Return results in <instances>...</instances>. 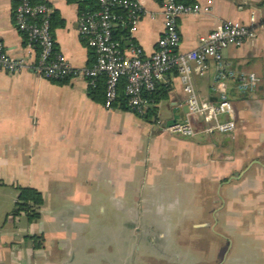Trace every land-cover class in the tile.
<instances>
[{
	"label": "crops",
	"instance_id": "1",
	"mask_svg": "<svg viewBox=\"0 0 264 264\" xmlns=\"http://www.w3.org/2000/svg\"><path fill=\"white\" fill-rule=\"evenodd\" d=\"M36 1L56 16V51L74 67L91 66L79 3ZM137 1L143 14L123 44L134 42L149 57L163 35L161 0ZM192 1L211 11L179 20V53L225 21L255 18L257 36L223 52L234 70L260 79L247 95L229 83L236 135L167 130L189 113L175 76L147 119L107 109L82 78L47 80L32 67L0 74V264H133L147 252L155 264H264V0ZM17 6L0 0V39L10 57L34 64L38 50L15 25ZM215 75L211 64L193 76L202 101L217 102ZM19 188L42 193L37 222L9 216ZM33 237L43 239L41 248Z\"/></svg>",
	"mask_w": 264,
	"mask_h": 264
},
{
	"label": "built area",
	"instance_id": "2",
	"mask_svg": "<svg viewBox=\"0 0 264 264\" xmlns=\"http://www.w3.org/2000/svg\"><path fill=\"white\" fill-rule=\"evenodd\" d=\"M87 0H78L84 3ZM98 10L80 11L79 33L86 45L96 56L93 66L77 68L56 51L55 38L51 26L53 9L46 3L33 0H19L15 11V25L25 34L31 46L37 48L38 56L34 64L25 59H15L8 55L0 39V74H18L32 67L47 80L82 78L88 86L105 78V107L113 109L119 97L121 80H126L125 94L131 109L144 115L149 109V101L144 93L156 91L161 86L172 88L173 76L177 73L187 95L189 113L183 123L168 127L172 133L185 136L229 135L236 131L235 109L229 94V83L236 82L240 95L254 92L260 83L255 73L236 71L224 59V50L240 48L257 36L255 18L250 24L225 21L221 26L203 37L199 46L187 53H179L181 35L179 20L186 15L210 12L211 7L187 5L178 0H161L163 13V35L157 51L146 57L143 50L133 45L123 49L114 36V28L128 27L133 34L140 22L143 9L137 0H97ZM211 1L209 4L211 5ZM122 9L127 17L114 11ZM216 68L215 86L217 102L202 101L194 85L193 76Z\"/></svg>",
	"mask_w": 264,
	"mask_h": 264
},
{
	"label": "trees",
	"instance_id": "3",
	"mask_svg": "<svg viewBox=\"0 0 264 264\" xmlns=\"http://www.w3.org/2000/svg\"><path fill=\"white\" fill-rule=\"evenodd\" d=\"M78 2V0H76ZM179 2H186L187 5H194L192 0H178ZM19 3V0H18ZM33 3H42L38 2L36 0H33ZM80 5V11L83 10H90V11H97L98 1L97 0H87L84 3L78 2ZM117 15L122 16L124 19H126L127 14L122 9H116L114 11ZM55 15L53 12L52 18H51V26L52 30L54 29V19ZM114 36L115 38L120 42L121 47L123 49H128L129 47L136 45L134 42H131L128 47L124 46V40H128L131 37V33L129 32L128 27H122V25L117 26L114 28ZM27 38V37H26ZM93 54V61L94 63L91 65L93 66L96 62V56L92 49H90ZM175 77H177V73L174 74ZM64 80H55V81H65ZM125 86H126V80L123 79L120 82L119 85V97L114 103L113 107L120 106L121 109L124 110H132V112L136 113L140 117L145 118H151L156 114V105L160 100L166 99L170 88L161 86L156 91L153 92H146L144 93V97L149 101V109L146 112V114L141 115L137 113L135 110L131 109L128 103V97L125 94ZM105 91H106V85H105V78L101 77L96 81L95 86L89 87V95L90 97L95 101H101L104 99L105 101ZM44 204V198L41 192H39L37 189L34 188H19V197L15 205V209L12 211V213L9 214V216H13L14 218H17L19 216L24 215L29 223L37 222L41 217L40 209ZM34 240V247L35 248H41L43 246V239L40 237H33Z\"/></svg>",
	"mask_w": 264,
	"mask_h": 264
},
{
	"label": "rangeland",
	"instance_id": "4",
	"mask_svg": "<svg viewBox=\"0 0 264 264\" xmlns=\"http://www.w3.org/2000/svg\"><path fill=\"white\" fill-rule=\"evenodd\" d=\"M229 135L235 136L236 135V132H233V133H231ZM223 136H226V135H223ZM200 226L201 225H197L196 228H200ZM211 231H212L211 232V234H212L213 233V228H211ZM152 262L155 264L156 261L153 260V259H150V254H149V252H147V254L146 255H143L142 258H139V257L136 256L134 258L133 264H151ZM178 262L179 261H176L177 264H178Z\"/></svg>",
	"mask_w": 264,
	"mask_h": 264
}]
</instances>
